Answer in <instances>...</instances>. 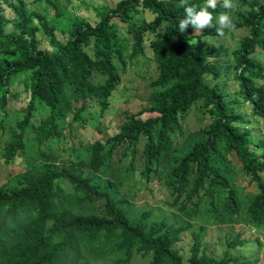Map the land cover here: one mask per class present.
Returning a JSON list of instances; mask_svg holds the SVG:
<instances>
[{"label": "trees", "instance_id": "obj_1", "mask_svg": "<svg viewBox=\"0 0 264 264\" xmlns=\"http://www.w3.org/2000/svg\"><path fill=\"white\" fill-rule=\"evenodd\" d=\"M0 1L13 12L0 10V264L255 261L250 250L264 231V0H248L232 20L245 33L229 49L199 41L191 27L180 32V0L101 5L93 24L73 15L64 40L25 0ZM37 30L52 50L38 47ZM128 70L136 79L122 77ZM18 74L22 96L11 89ZM222 77L230 90L215 81ZM140 82L146 91L136 95ZM250 115L260 123L246 125ZM130 179L139 182L131 192ZM152 181L174 211L149 219L147 207L132 218V201L152 197ZM231 223L221 253L209 251L201 231Z\"/></svg>", "mask_w": 264, "mask_h": 264}, {"label": "rangeland", "instance_id": "obj_2", "mask_svg": "<svg viewBox=\"0 0 264 264\" xmlns=\"http://www.w3.org/2000/svg\"><path fill=\"white\" fill-rule=\"evenodd\" d=\"M247 1L248 0H234L236 3V8L234 10H231L229 12L232 20L233 19H238L247 9ZM116 0H25V4L28 8H33L35 10H38L42 13H44L45 17L49 20V22H52L54 24V34L58 40H64L66 37V32L68 30V27L70 26L71 23V18L73 15L84 19L91 24H93L97 19L98 15L95 12L96 10L100 9L101 5H108V6H113ZM221 9L219 12L216 14V17L221 12L228 11L224 9L222 5V0L219 2ZM0 10L1 12L8 17L9 19H13V12L11 8L5 4L3 1H0ZM58 11V12H57ZM216 17L214 22L216 23ZM11 27L10 21L7 22L6 28ZM197 33V32H195ZM245 33V30L242 29L241 27H236L234 26L231 30L225 28L224 29V35L220 36L217 33L216 34H211L210 32L208 33H200L199 36V41L205 42L206 44L211 43L213 45L217 44H222L225 48L229 49L232 46L236 45L237 41L239 40L240 37H242V34ZM36 35L38 37V47L47 51H50L53 49V47L49 44L47 36L41 31L37 30ZM232 57V56H231ZM224 59V58H223ZM151 72V70L149 71ZM20 75L18 74L13 83L11 84V89L17 91L20 93L22 96V84L19 82L20 80ZM122 77L125 78H134L136 79L137 75L133 73V71L128 70L126 73L122 75ZM123 79V81H125ZM217 83L224 89V90H230L231 86H229L230 79L227 78H218L215 79ZM233 89V88H232ZM146 91L144 83L140 82L138 85V90L136 91V95H143ZM139 105V100L134 98L132 103L130 104V108L133 110L137 108ZM238 109L241 112H244L245 115H249L248 110L249 107L245 105V103H241L239 105ZM13 115L15 113L10 112L9 115L7 116L6 120L11 121ZM250 117V122L246 123V125H257V123H260L259 120H256L253 118L252 115ZM256 128L258 126H255ZM86 132L89 131L88 128H85ZM1 131V130H0ZM255 131V130H254ZM94 134H96L95 131H92ZM6 135V132L2 131L0 132V145L2 144V139ZM87 135V133H86ZM0 162L1 158H0ZM3 166V163L0 165V167ZM9 167L8 165H6ZM19 164L15 163L12 167H18ZM139 182H133L132 179L126 181V183L123 186V189H127L130 192L134 190L139 184ZM152 187V197L148 198H143V199H138V200H133L131 204V217L134 218L138 212L143 209V208H149L150 215L149 219L151 218H158L161 215H168L169 213L173 212L174 209L171 208L169 205H167V201L169 199V196L166 194L164 189L159 188L154 181L152 183H149ZM133 186V189H132ZM175 222H179L180 219L184 218L182 215L181 216H174ZM234 223H231V225H214V224H208L201 232V238L204 243L207 244V249L209 251H212L214 249L215 254H220L221 253V244L219 243V240L222 241L223 237L222 235L224 233L227 234H233L236 228V225L233 226ZM229 226H232L234 228H230ZM252 230V228H251ZM252 233H256V231L252 230ZM247 235V233H244ZM259 236V239L261 240V244L259 246H256L254 243V246L250 250V253L253 254L252 257L255 258V261H248V262H242L240 264H260L264 261V231L258 232L257 233ZM188 232H183L182 233V239L178 242L179 245H187V239H188ZM247 247L241 249L243 253L246 251ZM148 257L145 256H140L136 255L133 256V258L130 260L129 264H142L145 260H147ZM99 264V263H98Z\"/></svg>", "mask_w": 264, "mask_h": 264}, {"label": "clouds", "instance_id": "obj_3", "mask_svg": "<svg viewBox=\"0 0 264 264\" xmlns=\"http://www.w3.org/2000/svg\"><path fill=\"white\" fill-rule=\"evenodd\" d=\"M220 0H205L202 6L189 5L188 0H180V6L184 9L183 18L178 21V29L181 33L191 27L195 32H202L206 28L216 27L217 34L224 35V29L231 30L234 27L232 18L229 14L236 8L234 0H222V7L228 11L221 12L216 17V25L213 24V11L217 9ZM210 9L212 11H210Z\"/></svg>", "mask_w": 264, "mask_h": 264}]
</instances>
